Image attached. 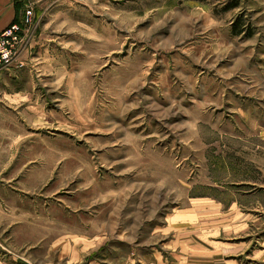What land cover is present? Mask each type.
Segmentation results:
<instances>
[{
  "label": "rangeland",
  "instance_id": "rangeland-1",
  "mask_svg": "<svg viewBox=\"0 0 264 264\" xmlns=\"http://www.w3.org/2000/svg\"><path fill=\"white\" fill-rule=\"evenodd\" d=\"M14 2L16 23L33 14L0 71V264L248 254L264 235V0Z\"/></svg>",
  "mask_w": 264,
  "mask_h": 264
},
{
  "label": "crops",
  "instance_id": "crops-1",
  "mask_svg": "<svg viewBox=\"0 0 264 264\" xmlns=\"http://www.w3.org/2000/svg\"><path fill=\"white\" fill-rule=\"evenodd\" d=\"M16 22L17 9L14 0H0V34ZM4 117V108H0V125L3 124ZM2 194L3 191H0V203H2ZM245 202L246 201L243 199L242 203ZM259 206L262 207L263 204ZM255 240L256 242H254ZM252 242L253 248L248 254L243 256L242 254H244L246 250L242 248L238 258L225 260L220 264H264V235H257L254 239H252Z\"/></svg>",
  "mask_w": 264,
  "mask_h": 264
},
{
  "label": "built area",
  "instance_id": "built-area-1",
  "mask_svg": "<svg viewBox=\"0 0 264 264\" xmlns=\"http://www.w3.org/2000/svg\"><path fill=\"white\" fill-rule=\"evenodd\" d=\"M32 14L31 10L27 11L21 24L15 23L0 34V71L17 61L25 42L23 27H28Z\"/></svg>",
  "mask_w": 264,
  "mask_h": 264
},
{
  "label": "trees",
  "instance_id": "trees-1",
  "mask_svg": "<svg viewBox=\"0 0 264 264\" xmlns=\"http://www.w3.org/2000/svg\"><path fill=\"white\" fill-rule=\"evenodd\" d=\"M231 7H237V4H236V3H234L233 5H231Z\"/></svg>",
  "mask_w": 264,
  "mask_h": 264
}]
</instances>
